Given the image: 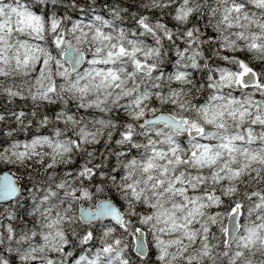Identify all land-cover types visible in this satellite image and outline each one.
<instances>
[{"label":"snow or ice","instance_id":"6c2138e0","mask_svg":"<svg viewBox=\"0 0 264 264\" xmlns=\"http://www.w3.org/2000/svg\"><path fill=\"white\" fill-rule=\"evenodd\" d=\"M0 264H264V0H0Z\"/></svg>","mask_w":264,"mask_h":264},{"label":"trees","instance_id":"16d2710c","mask_svg":"<svg viewBox=\"0 0 264 264\" xmlns=\"http://www.w3.org/2000/svg\"><path fill=\"white\" fill-rule=\"evenodd\" d=\"M6 170V169H5Z\"/></svg>","mask_w":264,"mask_h":264}]
</instances>
